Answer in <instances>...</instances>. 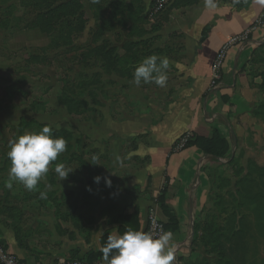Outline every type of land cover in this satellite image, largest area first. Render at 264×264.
<instances>
[{"label": "rangeland", "instance_id": "obj_1", "mask_svg": "<svg viewBox=\"0 0 264 264\" xmlns=\"http://www.w3.org/2000/svg\"><path fill=\"white\" fill-rule=\"evenodd\" d=\"M64 1L0 0V111H18L13 121L0 122V222L9 224L23 239L28 235L49 238L51 221L69 216V210L55 209L57 202L73 204V215L77 207L96 203L91 194L87 197V192H81L84 189L103 187L120 192L129 174L123 168L135 164L127 157L130 145L118 150L111 147L112 138L103 134V122L140 112L142 106L135 105L137 98L161 107L173 98L178 82L176 66L186 61L183 34L173 30L174 22L184 9L200 0H167L159 10L155 8L157 0H153L145 13L143 0H79L82 9L66 18L68 21L60 14L62 20L45 17L43 26H51L47 36L39 19L49 5ZM221 1L235 8L245 3ZM147 32L155 34L140 39ZM152 54L169 58L167 84L163 88L154 83L137 87L132 82L134 69ZM239 73L250 77L249 85L256 92L251 108L256 126L251 129L246 125L233 160L226 157V163L214 169L206 202L194 219L184 244L186 251L177 264H223L219 251H229V240L221 238L224 242L217 243L211 239L227 228L230 204L234 203L229 193L234 194L239 179L236 173L244 175L248 162L264 166V44L248 51ZM42 124L50 125L53 135L67 140V150L52 162L35 191L18 182L8 189L9 142L40 130ZM58 163L73 169L66 179L60 180L54 171ZM96 176L101 177L99 183L94 182ZM104 177L111 180L110 186ZM57 187L63 190L60 201ZM41 191L46 192V198H40ZM247 221L251 235L234 245L246 251V264H261L264 237L255 234L253 215L249 214Z\"/></svg>", "mask_w": 264, "mask_h": 264}, {"label": "crops", "instance_id": "obj_2", "mask_svg": "<svg viewBox=\"0 0 264 264\" xmlns=\"http://www.w3.org/2000/svg\"><path fill=\"white\" fill-rule=\"evenodd\" d=\"M152 1L143 0L144 13ZM244 2L235 8L217 0L218 7L209 10L200 0L184 9L173 27L183 34L186 60L176 66L178 82L175 92L170 90L174 92L173 98L164 107L137 98L135 105L142 106L140 112L103 122V134L106 139L112 138L111 147L118 150L130 145L127 157L135 164L123 168L129 174L120 192L103 187L96 191L84 189L81 192H87V197L91 194L96 203L77 207L73 215V204L57 202L55 209L69 210V216L49 222L53 230L47 239L35 235L17 237L9 224L0 222V244L8 252L33 264L84 258L90 251H99L105 234H123L128 229L122 217L136 214L138 226L136 221L133 226L144 231L149 212H154L163 224L169 221L170 213L177 219V230H167L174 234L171 247L177 264L186 251L184 244L194 219L206 202L209 179L214 169L226 162L225 158L205 155L195 147L174 151L176 141L188 132L210 138L212 130H216L225 137L229 152L232 151L229 158H233L246 125L251 129L256 126L251 114L256 92L249 85L250 77L239 70L248 51L264 44V0ZM259 18L262 23L249 33L247 42L229 48L221 82L218 88L210 89V66L217 51L231 36L247 30ZM154 34L147 32L140 39ZM14 112L18 111L1 110L0 122L13 121ZM55 190L60 201L63 190ZM98 261L106 263L102 257Z\"/></svg>", "mask_w": 264, "mask_h": 264}, {"label": "clouds", "instance_id": "obj_3", "mask_svg": "<svg viewBox=\"0 0 264 264\" xmlns=\"http://www.w3.org/2000/svg\"><path fill=\"white\" fill-rule=\"evenodd\" d=\"M98 2L92 0V3ZM233 3H239V0H233ZM203 4L209 10L218 7L217 0H203ZM169 67L170 60L166 56H146L135 67L132 82L137 87L142 83H154L163 88L167 84ZM67 143L64 137L53 135L52 127L47 124L38 131L26 132L10 141L7 158L11 164L5 187L12 189L14 182H18L28 191H35L39 182L47 176L52 162L67 150ZM54 171L62 180L73 169L58 163ZM100 180V176L94 177L95 183ZM104 180L108 186L111 185L108 177ZM40 198H46V192L41 191ZM173 240L171 231L153 236L150 232L128 228L123 234L108 235L106 244L99 251L107 264H175L176 256L171 247Z\"/></svg>", "mask_w": 264, "mask_h": 264}, {"label": "trees", "instance_id": "obj_4", "mask_svg": "<svg viewBox=\"0 0 264 264\" xmlns=\"http://www.w3.org/2000/svg\"><path fill=\"white\" fill-rule=\"evenodd\" d=\"M52 3L53 2H51V4ZM81 9L82 3L79 0H65L60 4L49 5L46 9L47 12H45L44 16H41L38 24L48 36L51 26L46 25L47 28L43 26L47 23L45 19L46 16H49L51 19L58 17L60 20L65 19V21H68L66 18L79 13ZM59 14L63 15L64 18L61 19ZM66 35L68 36V32L64 36ZM132 45L133 44H131V46ZM262 116L264 117V114H262ZM42 126H44V124H42ZM187 147H195L201 153L211 155L215 158L230 157L229 146L225 137L216 130H212V137L210 138L192 135L185 145V148ZM233 158L229 159L233 160ZM236 176L239 178L236 182V190L234 194L229 193L234 203L230 204L231 214L227 218V228L225 231H221V233H214V238L211 239V241L217 243L224 242L221 238L229 240V251H219L225 262H223V264H246V251H241V247L234 244L244 243L245 238L251 235L250 226L247 221V216L249 214L253 215L254 218L255 234L259 237H264V166H256L253 162H248L247 172L242 175L241 171H239L236 173ZM167 214L169 215V221L163 224L165 231H176L178 228L177 219L172 214ZM122 219L127 228L138 230V227L136 229V226H138L136 214L133 213L129 216H124ZM134 221H136L135 227L133 226ZM15 232L18 237L17 231ZM107 237L108 235L105 234L101 238V246L106 244ZM101 257L102 253L100 251H90L84 258L78 259L92 263L100 260ZM261 264H264V262Z\"/></svg>", "mask_w": 264, "mask_h": 264}, {"label": "built area", "instance_id": "obj_5", "mask_svg": "<svg viewBox=\"0 0 264 264\" xmlns=\"http://www.w3.org/2000/svg\"><path fill=\"white\" fill-rule=\"evenodd\" d=\"M167 0H157L156 9H161ZM262 20L259 18L256 20L247 30L242 31L241 33L231 36L217 51L214 59L212 60L210 66V89L218 88L223 73V66L227 56V52L230 47L237 44H245L248 40L249 33L261 25ZM192 137L191 133L183 134L179 137L174 145V151H182L185 149L187 141ZM144 231L150 232L153 236H158L162 231H165L163 222L157 217L154 212H149L146 218V224ZM0 264H33L27 260L21 259L18 256L8 252L0 244ZM49 264H103L101 261L96 262H84L79 259H57ZM104 264H107L104 263Z\"/></svg>", "mask_w": 264, "mask_h": 264}]
</instances>
